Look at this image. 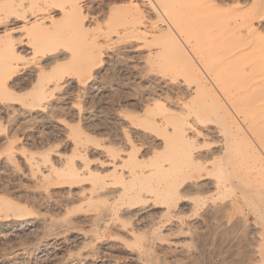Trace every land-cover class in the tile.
I'll list each match as a JSON object with an SVG mask.
<instances>
[{"label":"rangeland","instance_id":"rangeland-1","mask_svg":"<svg viewBox=\"0 0 264 264\" xmlns=\"http://www.w3.org/2000/svg\"><path fill=\"white\" fill-rule=\"evenodd\" d=\"M150 1L89 0L90 20L79 33L63 19L68 0H0V33L12 29L31 41V49L19 53L0 45V198L13 203V209H0V219L29 220L27 228L0 229V264H264V121L254 113L264 112V97L254 104L258 111L249 100L247 108L239 102L243 92L264 83V15L254 11L255 0ZM193 10L205 17L211 11L232 15L221 20L214 14L220 21L213 17L218 27L210 24L212 30L211 20L206 24ZM48 13L55 16L45 25H51L48 33L31 27ZM25 18L31 25L21 30ZM62 24L68 32L59 36L54 30ZM198 27L206 35L211 29L213 46ZM217 29L226 39L237 36L228 43ZM240 43L244 48H234ZM206 74L216 80L218 101L236 105L244 131L256 140L253 147L243 145V153L236 144L243 130L206 105ZM249 80L256 84L242 90ZM179 117L202 129L226 127L219 139H230V150L236 146L241 154L238 160L234 151L227 153L237 164L238 188L225 185L220 153L214 162L188 164L191 146L173 136ZM198 141L199 154L214 148L202 135ZM142 208L148 213L136 215Z\"/></svg>","mask_w":264,"mask_h":264},{"label":"bare ground","instance_id":"bare-ground-1","mask_svg":"<svg viewBox=\"0 0 264 264\" xmlns=\"http://www.w3.org/2000/svg\"><path fill=\"white\" fill-rule=\"evenodd\" d=\"M69 1V6H65L64 7V9H63V11L65 12L64 14H65V16H66V18H63L64 20L65 19H68V21H69V23L71 24V26L73 27H71V29L72 30H76V31H78L79 33L81 32V30H83L84 28H85V23L88 21V20H90V16H89V10L88 9H90V5L91 4H89V0H68ZM91 1V0H90ZM95 1V0H94ZM103 1V0H102ZM148 1V0H147ZM187 1V0H186ZM205 1V0H204ZM106 2V1H105ZM151 3H152V5L153 6H155L154 5V2H155V0H151L150 1ZM149 2V3H150ZM212 2V1H211ZM160 3V2H159ZM253 3V2H252ZM211 4V3H210ZM157 5V4H156ZM178 5V4H177ZM237 5V4H236ZM262 5H264V3H262V0H255L254 1V7L253 6H251V5H249V6H251V7H253V9L255 8V10L254 11H256V14H258V15H264V14H262V10L264 9L263 8V6ZM100 6V5H99ZM262 6V7H261ZM196 7V6H195ZM213 7V6H212ZM203 8V7H202ZM231 8V7H230ZM250 8V7H249ZM263 8V9H262ZM155 9V8H154ZM160 9V8H159ZM158 9V10H159ZM214 8H212V10H213ZM217 9V8H216ZM243 9V8H242ZM241 10V9H240ZM194 11V10H193ZM193 11H192V15H194V14H196V10L194 11L195 13L193 14ZM198 11H200V9H198ZM198 11H197V16H198V18L197 19H201V18H203L205 21L207 20H211V22L207 25V27L208 28H210V24H214V25H212L213 27L214 26H216V24L218 25V22L220 21V16H221V20L223 19V17H229V15H232V14H224V16L222 17V15L223 14H220V12H218V11H215L216 13H214V12H212L211 10V12L209 13L208 12V14H209V16H204V14H206V13H202L203 15H201V13L200 12H205V10L203 9H201V11L199 12V14H198ZM207 11V10H206ZM244 11V9L242 10V12ZM251 11H253L252 9H251ZM60 12V11H59ZM234 12V11H233ZM233 12H231V13H233ZM239 13L240 11L239 10H235V13ZM241 12V13H242ZM250 12V11H249ZM47 13V12H46ZM217 13H219L220 14V16L219 17H216V16H218L219 14H217ZM234 13V14H235ZM240 13V14H241ZM49 14V13H48ZM161 14V13H160ZM159 14V15H160ZM210 14H212V16L210 15ZM214 14H216V16H214ZM249 14H251V13H249ZM253 15L255 14V12L254 13H252ZM162 15V14H161ZM195 15V16H196ZM196 16V17H197ZM202 16V17H201ZM163 17V16H162ZM200 17V18H199ZM208 17H211V18H208ZM213 17H215V18H218V19H215V21H213ZM227 17L225 18V19H227ZM249 17V16H248ZM261 17V16H260ZM54 18H55V16L53 15V13H50L49 14V16H45V17H43V18H41L40 20H37V21H35V22H33V23H31V24H29V22H28V19L27 18H25V21H24V23L25 24H23V26H22V28H21V30L23 29V30H25V29H27V27L29 26V25H31V27L33 28V29H38V28H45L46 29V31H47V33H48V31L51 29V25L50 26H48L47 25V27H45V25L46 24H48L47 22H54ZM164 18V17H163ZM208 18V19H207ZM262 18H263V16H262ZM62 19V20H63ZM194 19V18H193ZM196 19V18H195ZM196 19V20H197ZM3 20V19H2ZM8 20V19H7ZM195 20V21H196ZM217 20H219V21H217ZM1 21V20H0ZM166 21V20H165ZM192 22V23H196V22H198V20L196 21V22ZM204 21V22H205ZM205 22L206 24L209 22ZM260 21H261V19H260ZM7 22H9V21H5V23H7ZM200 22V21H199ZM216 24H215V23ZM234 22V21H233ZM238 22V21H237ZM254 22V21H253ZM67 23V22H66ZM191 23V24H192ZM22 24V23H21ZM200 24V23H199ZM235 24H236V22H235ZM249 24H251V23H249ZM249 24H247V28H248V25ZM262 24V23H261ZM252 25V24H251ZM59 26V25H58ZM196 26V25H195ZM206 26V25H205ZM212 26H211V29L213 30L214 28H212ZM228 26V25H227ZM260 26V25H259ZM169 27V26H168ZM193 27V26H192ZM201 27V26H200ZM200 27H198V29L200 28ZM207 27H206V33L209 35L210 34V40L211 39H215L214 38V35L212 36V32H211V29H209L208 31H209V33H208V31H207ZM218 26H216V28H217ZM250 27V26H249ZM224 28V27H223ZM238 29H239V27H237ZM255 28V27H254ZM256 28H259V27H256ZM255 28V29H256ZM201 30L203 29V28H200ZM199 29V30H200ZM12 29H9V30H5L3 33H0V45H1V48L2 49H4V50H6V51H11V52H13V53H19V50H20V52H21V49H23V50H25V51H27L28 49H31V41L30 40H28V39H25V38H27V37H25V38H19V37H15L14 35H13V32L11 31ZM43 30V29H42ZM66 30H68L66 27H64L63 26V24L62 25H60L59 27H58V29L57 30H54V32L55 33H57L59 36L61 35V36H63V33H66V32H68V31H66ZM169 30V29H168ZM172 30V29H171ZM200 30V31H201ZM204 30V29H203ZM203 30L201 31V33L203 34L202 36H203V38H204V36L206 37V38H208L209 39V36L208 35H206V34H204L203 33ZM218 30V29H217ZM251 30V29H250ZM194 31V30H193ZM199 31V32H200ZM216 31V30H215ZM214 31V32H215ZM223 31L224 30H218V31H216V34L219 36H221L220 37V39L221 38H223V40L224 41H226L227 39H228V43L230 42V40H229V38L232 40V38L233 37H235V36H237V34L236 35H231V36H229V34H227L228 35V38L226 39L225 37V35L222 37V33H223ZM51 32V31H50ZM211 32V33H210ZM218 32L220 33V34H218ZM222 32V33H221ZM233 32V31H232ZM239 32H241V31H239ZM250 32V31H249ZM251 32H253V31H251ZM52 33V32H51ZM196 34V33H195ZM198 34V33H197ZM251 35H253V34H251ZM180 36V35H179ZM196 36V35H195ZM241 36H242V34H241ZM68 37V36H67ZM198 37V36H197ZM217 37V36H216ZM247 37H250L251 38V36H247ZM134 38H136V37H134ZM142 38V37H141ZM253 38H254V36H253ZM180 39V38H179ZM199 39V38H198ZM252 39V38H251ZM255 39V38H254ZM253 39V40H254ZM180 40H183V39H180ZM209 40V44H212V46H213V43H214V41H217V39L216 40H211L210 41ZM249 40V39H248ZM68 41V40H67ZM174 41V40H173ZM213 41V42H212ZM250 41V40H249ZM257 41V40H256ZM35 42V41H34ZM210 42H212V43H210ZM219 42H220V40H219ZM227 42V41H226ZM226 42H221L220 44H216V45H218V46H214V47H216L217 48V51H218V47H222V43H224V44H226ZM260 42V40L258 41V43ZM263 41H261V43H262ZM36 43V42H35ZM195 43V42H194ZM216 43H218V42H216ZM242 43V42H241ZM239 44V46H236V47H234V48H241V47H243L242 46V44ZM182 44V43H181ZM222 44V45H221ZM232 45L231 46H233V43H231ZM243 44H244V42H243ZM250 44V43H249ZM257 44V43H256ZM34 45V44H33ZM246 45H247V43H246ZM255 44L253 43L252 44V46H254ZM181 46H183V44L181 45ZM188 46V45H187ZM209 46V45H208ZM207 46V47H208ZM211 46V45H210ZM209 47V49H213L214 47ZM241 46V47H240ZM250 45H248V46H245V49L247 50L248 49V47H249ZM252 46L250 47L251 49H252ZM247 47V48H246ZM165 48V47H164ZM184 48V47H183ZM216 48H215V50H216ZM223 48V47H222ZM221 48V49H222ZM244 48V47H243ZM249 48V49H250ZM169 49H170V47H169ZM174 49V48H173ZM181 49V48H180ZM208 49V48H207ZM220 49V48H219ZM242 49V48H241ZM249 49H248V51H249ZM186 50V49H185ZM190 50V49H189ZM214 50V49H213ZM215 50H214V52H215ZM236 50V49H235ZM167 51H168V49H167ZM210 51V50H209ZM229 51V50H228ZM231 51H234L233 49L231 50ZM231 51L230 52H227V53H231ZM165 52V51H164ZM172 52V51H171ZM170 52V53H171ZM175 52H177V50L175 51ZM235 52H238V51H235ZM235 52H234V54H235ZM31 53V52H30ZM184 53V52H183ZM186 53V52H185ZM227 53H226V56H227ZM246 53H247V51H246ZM178 55V54H177ZM182 55V54H181ZM210 55H211V52H210ZM210 55H208V56H210ZM239 55V54H238ZM238 55H236V56H238ZM43 56V55H42ZM88 56V55H87ZM176 56V55H175ZM185 56V55H184ZM192 56V55H191ZM195 56V55H194ZM236 56L234 57V58H236ZM242 56V54L239 56V57H241ZM253 56V54L251 55V57ZM166 57V56H165ZM164 57V58H165ZM181 57V56H180ZM229 57V56H228ZM230 57L232 58V56H231V54H230ZM243 58H244V56H242ZM31 58V57H30ZM60 58V57H59ZM174 58V57H173ZM178 58V57H177ZM184 60H186V58L185 57H182ZM210 58V61H213V63H215V61L213 60V58H211V56L209 57ZM215 58V57H214ZM227 58V57H226ZM230 58V59H231ZM233 58V59H234ZM83 59H85V58H83ZM169 59H171V58H169ZM225 59V58H224ZM228 59V58H227ZM237 59V58H236ZM235 59V61L237 62L238 60H236ZM88 60V59H87ZM229 60V59H228ZM252 60V59H251ZM169 61V60H168ZM176 61V60H175ZM182 61V60H181ZM209 61V62H210ZM235 61L233 62L232 61V59H231V64H232V62L233 63H235ZM241 61H243V60H241ZM261 61H263L262 59H261ZM85 62V60H79L78 61V63H80V65L82 64L83 65V63ZM86 62H88V61H86ZM172 62H173V60H172ZM89 63V62H88ZM171 63V62H170ZM182 63H184V62H182ZM188 63V62H187ZM191 63V62H190ZM197 63H198V61H197ZM206 63V62H205ZM213 63L212 62H210V64H209V67L211 66L212 68L215 66V64H217V61H216V63L213 65ZM237 63H241L240 61L239 62H237ZM237 63H236V65H237ZM257 63V62H256ZM172 64V63H171ZM186 64V63H185ZM230 63L228 62V65H229ZM249 64V63H248ZM259 64V63H258ZM260 64H262L261 66H263L264 64L263 63H260ZM259 64V65H260ZM186 65H188V64H186ZM194 65V64H193ZM197 65H199V64H197ZM213 65V66H212ZM240 65V64H239ZM239 65H237V66H239ZM241 65H243V64H241ZM244 65H246V64H244ZM244 65H243V67H244ZM257 64H255V67L256 68H254V70H256L258 67L259 68H261L260 66H256ZM203 66V65H202ZM230 66H232V68L235 70V66L234 65H230ZM236 66V67H237ZM253 66H254V64H253ZM90 67V66H89ZM187 66H185L184 68L185 69H187L188 67H189V65H188V67L186 68ZM201 67V66H200ZM251 67V66H250ZM264 67V66H263ZM190 68H192V65H190ZM238 68V67H237ZM240 69H242V66H240L239 67ZM238 68V69H239ZM189 69V68H188ZM203 69V68H202ZM222 69V68H221ZM232 69V70H233ZM262 70H263V68H261ZM208 70V69H207ZM206 70V71H207ZM227 70H229V69H227ZM249 70V69H248ZM247 70V71H248ZM253 70V71H254ZM261 70V71H262ZM204 71V70H203ZM242 71H246V69L245 70H242ZM250 71V70H249ZM257 71V70H256ZM190 72V71H189ZM205 72V71H204ZM216 72V71H215ZM215 72L213 73V74H215ZM229 72H230V70H229ZM229 72H228V74H229ZM234 72V71H233ZM250 72H252V70L250 71ZM260 72V71H259ZM212 73V72H211ZM210 73V74H211ZM235 73V72H234ZM234 73H232V72H230V74H234ZM191 74V73H190ZM197 74H198V72H197ZM209 74V75H210ZM218 74V73H217ZM207 75V74H206ZM236 76L235 77H237V75H238V73L237 74H235ZM241 75L243 76V74L241 73ZM246 75V74H245ZM24 76V75H23ZM32 76V75H31ZM91 76V75H90ZM90 76H88V77H90ZM182 76V75H181ZM201 76H203V75H201V73H200V77ZM208 76V75H207ZM214 77H216L217 75L215 74V75H213ZM221 76V75H220ZM233 76V75H232ZM209 77V78H208ZM207 78H208V81H206L207 82V85H208V87L206 86V82H205V86H203L204 85V82L202 83V82H200L202 85V87L205 89L206 87L207 88H209V90H207V89H205V90H207V91H210V94L208 93V92H206V94L208 93L209 95H210V102H208V104H206L207 106H208V108H209V110L210 111H216V112H219V111H221L223 114H225V115H227L228 117H230V120H231V122L234 124V126H235V128H236V130L237 131H240L241 132V130H243V134H241L242 135V137L241 138H243L242 140H245L246 141V143L243 141L242 142V140H241V142H240V137H238V138H236V137H234V138H236V139H238V141L236 142L235 140L233 141V142H236V144L238 143V146H251V147H253V143H252V140H253V142H255L254 141V139L253 138H250V137H252V136H248V134L249 133H247V132H249L248 130H247V132L246 131H244V129L246 130L247 128H245V125H244V119L242 120V118H240V115H238L237 113H236V109H234L235 107L234 106H236V105H234L233 106V108H231V105L228 103L229 101L228 100H226L225 98V100L226 101H223V99L219 102L218 101V96L216 95V90H217V83H216V80L214 79V78H212V76L210 75V76H208ZM234 77V76H233ZM234 77V78H235ZM240 77V76H239ZM263 77H264V75H263ZM206 78V77H205ZM228 78H229V75H228ZM233 78V79H234ZM258 79L259 77L257 76V74H256V77H254V79ZM18 79V78H17ZM25 79V78H24ZM201 79H202V77H201ZM222 79V78H221ZM220 78H218L217 77V81L218 82H222V80H221ZM232 79V80H233ZM244 79V78H243ZM255 79V80H256ZM84 80V79H83ZM203 80H204V77H203ZM219 80H221V81H219ZM238 80H239V78H238ZM86 81V80H85ZM235 82H236V79L234 80ZM245 81V80H244ZM258 81V82H257ZM68 82V81H67ZM233 82V81H232ZM231 82V80L229 81V83H232ZM240 82V81H239ZM249 82H250V80H249ZM248 81L244 84V85H242L241 84V86H240V84L239 83H237V84H239V85H237L236 84V88H238L237 89V91L239 90V87L238 86H240V87H242V86H246V84H247V86H248V88L250 87L249 86V84H251L252 82H250L249 83ZM254 82V81H253ZM261 82V81H260ZM259 82V79L258 80H256V83H258L259 85L261 84V83H263V82H261L260 83ZM199 83V82H198ZM199 83V84H200ZM242 83V82H241ZM255 82L253 83L254 85L256 84ZM83 84V83H82ZM86 84V83H85ZM94 84V83H93ZM223 84V83H222ZM233 84V83H232ZM253 84H251V85H253ZM257 84V85H258ZM264 84V83H263ZM263 84L261 85V87L259 86L258 87V89H256L257 88V86H255L254 88H253V86H251L253 89H256L255 91L253 90V92H251L250 90V93H252V94H250L249 92H243L242 94L240 93L241 91V88H240V94H241V96L242 95H244V96H246L245 98H243L244 99V101H246V102H244L243 101V99H241L240 97H239V102H243L242 104H248V100L250 101V103H249V105L248 106H250V104H252L251 105V107L253 106V108L252 109H256L257 110V106H255L254 107V104L256 105V103H258L259 102V100H263L264 98V86H263ZM56 86H58V83L57 84H55ZM54 85V86H55ZM92 85V84H91ZM93 86V85H92ZM233 86H234V84H233ZM95 87V86H94ZM231 87V86H230ZM93 88V87H92ZM246 88V87H245ZM198 89V88H197ZM220 89V88H219ZM221 90V89H220ZM242 90H244V88L242 87ZM252 90V89H251ZM248 91V90H247ZM204 92V93H205ZM222 91H220V94H222L221 93ZM45 93V92H44ZM218 93H219V90H218ZM248 93H249V95H248ZM207 94V95H208ZM233 94V93H232ZM246 94V95H245ZM209 95H208V97H206V98H209ZM223 95H224V93H223ZM223 95H220V96H223ZM219 96V97H220ZM234 96V95H233ZM226 97V96H225ZM230 98V97H229ZM232 98V97H231ZM261 98H263V99H261ZM232 100V99H231ZM258 100V101H257ZM207 101V100H206ZM233 101V100H232ZM257 101V102H256ZM264 101V100H263ZM238 102V101H237ZM252 102H255V103H252ZM35 103V102H34ZM204 103V102H203ZM237 104V103H236ZM240 104V103H239ZM245 104H244V106H245ZM210 105V106H209ZM41 106V105H40ZM238 106V105H237ZM247 105L245 106L246 108L248 107ZM204 108H206V106L204 107ZM203 109V108H202ZM249 109V108H248ZM251 109V108H250ZM251 109V110H252ZM206 110V109H205ZM219 110V111H218ZM235 110V111H234ZM264 110V109H263ZM250 111V110H249ZM253 111L254 110H252V111H250V112H252L253 113ZM258 111V110H257ZM260 111H262V109L260 110L259 109V112ZM207 112H209L208 110L206 111V113ZM213 112V113H214ZM259 112H254V113H256L257 114V116H258V118L261 120V122H263L264 121V112L262 111L261 113H259ZM210 113V112H209ZM208 113V114H209ZM253 113V114H254ZM196 114V113H195ZM212 114V113H211ZM216 115V114H215ZM218 115H221V113H219ZM251 113H250V116L249 117H251ZM189 117V116H188ZM205 117V116H204ZM255 117H256V115H255ZM252 119H255L256 121L258 120V118L256 119V118H253V115H252V117H251ZM250 118V119H251ZM178 119V118H177ZM214 119V118H213ZM218 119V118H217ZM220 119H223L222 117H220ZM260 120H258V121H260ZM223 121V120H222ZM258 121H257V124L259 125V123H258ZM227 122V121H226ZM250 122V121H249ZM252 122H255V121H252ZM252 122H250V124H248L247 122H246V124L249 126V125H251L252 126V128H253V130L255 131V134L257 133V131L259 130V127H258V125H257V127H255L254 126V123H252ZM217 123V122H216ZM224 123V122H223ZM264 123V122H263ZM262 123V124H263ZM253 124V125H252ZM256 124V123H255ZM262 124L260 123V125H261V127L260 128H262L263 129V131H264V124H263V126H262ZM259 125V126H260ZM229 126V125H228ZM228 126H227V128H228ZM247 126V127H248ZM221 127V126H220ZM220 127H217V128H210V127H208L207 126V128L206 129H202V128H199V127H196L195 125H193L192 123H191V121H189V119L187 118V117H185V118H180L179 117V120H178V124L176 125V127H175V130L173 131V136H174V140H176L179 144H182V145H185V146H191V152L189 153V155H188V159H187V162H188V164H190V163H196V164H206V163H208V162H214V160H215V158L216 157H214L216 154H221V162H220V168H222L223 169V171L226 173V172H228V177H226V180L228 181V184H226L225 183V185H227V186H230V187H233V188H236L237 187V183L239 184L240 182H241V179H240V177H237L236 175H235V172L237 171V164L234 162V160L232 159V157H228V152L229 151H231L230 150V148H232V143H231V141H229L228 139L226 140V138L223 140V139H219V137L221 136L220 135V133H224V132H222V130L224 129L225 130V128L226 127H224L223 129H221ZM230 128V127H229ZM249 129H251V128H249ZM256 129V130H255ZM227 130V129H226ZM253 130H251V132L253 131ZM261 131V130H260ZM240 132H238V133H240ZM235 133V132H234ZM253 133V132H252ZM237 134V133H236ZM258 134V133H257ZM261 134L263 135V132H261ZM203 136V139H204V142H209V143H212V144H214V148H210L211 150L209 151L210 153L209 154H207V155H202V154H199V152H201L200 150H199V148L201 147V142L200 141H198V139H199V137L200 136ZM238 135V134H237ZM239 136V135H238ZM257 136V135H256ZM264 137V136H263ZM231 138H233V137H231ZM252 139V140H251ZM260 139V138H259ZM261 140V139H260ZM175 141V142H176ZM174 142V141H173ZM176 142V143H177ZM193 142H195V143H193ZM82 143V142H81ZM177 143V144H178ZM240 143V144H239ZM256 143V142H255ZM234 144V143H233ZM235 144V145H236ZM173 145V144H172ZM256 145V144H255ZM238 146H237V148H238ZM243 146V150H242V152H240V153H243V151H245L244 150V147ZM181 147V146H180ZM180 147H179V150H183V149H180ZM213 147V146H212ZM219 147H221V149L219 148ZM236 147V146H235ZM235 147H233L234 148V150H235ZM183 148V147H182ZM236 148V149H237ZM242 148V147H241ZM247 148V147H246ZM245 148V149H246ZM264 147H262V149H263ZM184 149H185V147H184ZM209 149V148H208ZM252 149V148H251ZM250 149V150H251ZM255 149V148H254ZM174 150V149H173ZM233 150V151H234ZM260 150H261V147H260ZM177 151H178V149H177ZM184 151V150H183ZM233 151H231V152H233ZM248 151H249V149H248ZM252 151V150H251ZM254 152H255V150H253ZM262 151V150H261ZM12 152V151H11ZM182 152V151H181ZM230 152V153H231ZM259 152V151H258ZM263 152V155H264V151H262ZM261 152V153H262ZM172 153H174V152H172ZM185 152H183V154H184ZM235 155H236V157H237V153H235V151L233 152ZM245 153V152H244ZM249 153V152H248ZM247 153V154H248ZM255 153H257V152H255ZM156 154V153H155ZM186 154V153H185ZM230 155V154H229ZM186 156V155H185ZM239 156L241 157V154L239 155V153H238V160H239ZM248 155H246V157H247ZM249 156H250V154H249ZM252 156H254V155H252ZM252 156H251V158H252ZM261 156V155H260ZM258 157V156H257ZM247 158H249V157H247ZM254 158V157H253ZM259 158V157H258ZM219 159V158H218ZM242 159V158H241ZM240 159V160H241ZM250 159V158H249ZM261 159H262V157H261ZM217 160V159H216ZM254 160H256V159H254ZM237 161V160H236ZM261 161V160H260ZM114 162V161H113ZM184 162V161H183ZM254 162H256V161H254ZM81 163V162H80ZM129 163H131V162H129ZM140 163V162H139ZM241 164V163H240ZM43 165V164H42ZM136 165H137V163H136ZM210 165V164H209ZM124 166V165H123ZM172 166V165H171ZM179 166V165H178ZM253 166V165H252ZM263 166H264V164H263ZM121 167H122V165H121ZM120 167V168H121ZM180 167V166H179ZM43 168V167H42ZM48 168V167H47ZM170 168V167H169ZM257 168V167H256ZM180 169V168H179ZM243 169V168H242ZM245 169H246V167L244 168V171H245ZM83 171H84V168L82 169ZM168 170V169H167ZM256 170V169H255ZM155 171V170H154ZM170 171V170H169ZM248 171H250L249 169H248ZM257 171V170H256ZM258 171H259V169H258ZM261 172V171H260ZM84 173H85V171H84ZM142 173V172H141ZM249 173V172H248ZM72 174V173H71ZM143 174V173H142ZM177 175L176 176H178V175H181L180 174V171L178 172L177 171V173H176ZM131 175H133V174H131ZM136 175H137V173H136ZM139 175H141V174H139ZM146 175V174H145ZM250 175V174H249ZM40 176V175H39ZM43 176V175H42ZM74 176V175H73ZM78 176V175H77ZM76 176V177H77ZM171 176V175H170ZM137 177V179H138V175L136 176ZM143 177V176H142ZM247 177V176H246ZM249 177V176H248ZM37 178V177H36ZM109 178V177H108ZM131 178V177H130ZM129 178V179H130ZM133 178V177H132ZM242 178V177H241ZM38 179V178H37ZM101 179V178H100ZM144 179V178H143ZM143 179H142V181H143ZM146 180H147V178H145ZM134 180H136V178H134ZM251 180H252V178H251ZM126 181H128V180H126ZM138 181H140V180H138ZM138 181H135V182H138ZM220 181V180H219ZM254 181V180H253ZM151 182H153V181H151ZM132 183H134V182H131V184ZM159 183V182H158ZM212 183V182H211ZM224 183V182H223ZM250 183H251V181H250ZM136 184V183H135ZM135 184H133V185H135ZM252 184V183H251ZM155 185V184H154ZM164 185V184H163ZM222 185V184H221ZM244 185H246V184H244ZM132 186V185H131ZM145 186H147V185H145ZM223 186H224V184H223ZM125 187H126V185H125ZM129 187V189H131L132 190V188L130 187V186H128ZM133 187V186H132ZM137 187V186H136ZM144 187V186H143ZM156 187H158V186H156ZM246 187L248 188V186L246 185ZM250 187V186H249ZM140 188V187H139ZM138 188V189H139ZM146 188V187H145ZM148 188V187H147ZM238 188V187H237ZM244 188V187H243ZM252 188V187H251ZM149 189V188H148ZM151 189H153V188H151ZM218 189V188H217ZM78 190V189H77ZM76 190V191H77ZM145 190V189H144ZM219 190V189H218ZM251 190V189H250ZM258 190V189H257ZM259 190H261V189H259ZM258 190V191H259ZM125 191H127V190H124V192ZM220 191V190H219ZM135 192V191H134ZM261 191H259V193H260ZM129 193V192H128ZM76 194V193H75ZM238 194V193H237ZM182 195V194H181ZM118 198V197H117ZM236 199V198H235ZM42 200V199H41ZM237 200V199H236ZM176 201V200H175ZM118 202V201H117ZM114 203V202H113ZM56 204V203H55ZM116 206V205H115ZM13 209V203H10V201L9 200H7V199H5V198H0V209H5L6 211H8V210H10V209ZM262 211V210H261ZM2 212V211H1ZM159 212V211H158ZM135 213H136V215H139V216H143V215H146L148 212L144 209V208H142V209H136L135 210ZM210 213V212H209ZM1 215V214H0ZM15 218V217H14ZM30 219V218H29ZM65 219V218H64ZM112 219V218H111ZM8 221V220H7ZM111 221V220H110ZM25 226V228H27L28 226H29V220H24V219H22V220H20V219H14L13 220V222H9V223H1V219H0V229L1 230H8V229H14V227H24ZM31 227V226H30ZM57 228V227H56ZM58 229V228H57ZM59 230V229H58ZM69 231V230H68ZM20 232V231H19ZM17 233V232H16ZM47 233H48V231H47ZM55 239V238H54ZM61 239V238H60ZM57 241V240H56ZM51 243V242H50ZM48 255V254H47ZM53 256V255H52ZM92 259V258H91ZM77 260V259H76ZM93 260V259H92ZM76 262V261H75ZM72 263V262H71ZM70 263V264H71ZM75 264V263H74ZM99 264V263H98Z\"/></svg>","mask_w":264,"mask_h":264}]
</instances>
